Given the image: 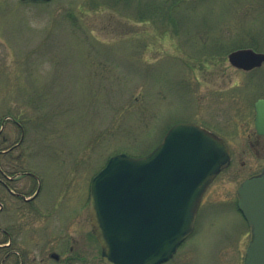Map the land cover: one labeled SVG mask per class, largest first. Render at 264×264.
I'll list each match as a JSON object with an SVG mask.
<instances>
[{
	"label": "rangeland",
	"instance_id": "374dc122",
	"mask_svg": "<svg viewBox=\"0 0 264 264\" xmlns=\"http://www.w3.org/2000/svg\"><path fill=\"white\" fill-rule=\"evenodd\" d=\"M245 46L264 52V0H0V124H23L43 201L70 194L58 210L76 212L113 154L150 151L176 122L212 117L215 127V110H224L221 127H233L235 106L264 96V70L244 73L228 60ZM13 120L4 129L12 141L22 135ZM242 181L216 179L194 233L163 264H245ZM77 234L74 264H105L96 236Z\"/></svg>",
	"mask_w": 264,
	"mask_h": 264
},
{
	"label": "water",
	"instance_id": "95a60500",
	"mask_svg": "<svg viewBox=\"0 0 264 264\" xmlns=\"http://www.w3.org/2000/svg\"><path fill=\"white\" fill-rule=\"evenodd\" d=\"M229 60L249 69L264 61V52L241 48ZM256 108L263 129L264 99ZM229 160L225 141L193 122L172 125L145 155L111 156L90 186L91 223L104 262L160 264L170 259L193 232L203 194ZM238 194L253 234L245 264H264V170L242 182Z\"/></svg>",
	"mask_w": 264,
	"mask_h": 264
},
{
	"label": "flooded vegetation",
	"instance_id": "af4514ba",
	"mask_svg": "<svg viewBox=\"0 0 264 264\" xmlns=\"http://www.w3.org/2000/svg\"><path fill=\"white\" fill-rule=\"evenodd\" d=\"M236 69L244 73L264 70V61L249 70ZM260 98L264 96L235 106L234 117L229 121L233 127H221L218 122L224 118V110H215L214 124L224 130L207 122L212 117L205 120L203 116L200 124L224 139L231 153L229 164L219 172L209 189L220 176L245 180L264 170V133L256 123V102ZM13 119L7 116L0 124V264H74L81 250L77 230H81V238L86 242L92 234L87 228V219H83L88 212L90 222L89 190L85 205L76 212L65 211V216L58 206L69 199L70 194H54L53 202L52 197L50 203L44 202L43 178L38 171L27 168L23 124ZM7 120H13L22 130L19 140L12 141L4 134ZM41 241L47 243V248L43 245L41 250L32 253L29 245H38Z\"/></svg>",
	"mask_w": 264,
	"mask_h": 264
},
{
	"label": "trees",
	"instance_id": "16d2710c",
	"mask_svg": "<svg viewBox=\"0 0 264 264\" xmlns=\"http://www.w3.org/2000/svg\"><path fill=\"white\" fill-rule=\"evenodd\" d=\"M151 4H152V3H148V4L146 5V6H149L148 9H156V7L151 6ZM158 9H160V8H158Z\"/></svg>",
	"mask_w": 264,
	"mask_h": 264
}]
</instances>
